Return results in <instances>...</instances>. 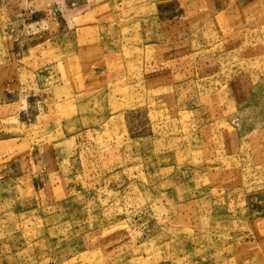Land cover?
I'll list each match as a JSON object with an SVG mask.
<instances>
[{
  "label": "rangeland",
  "instance_id": "1",
  "mask_svg": "<svg viewBox=\"0 0 264 264\" xmlns=\"http://www.w3.org/2000/svg\"><path fill=\"white\" fill-rule=\"evenodd\" d=\"M26 1L0 0V70ZM46 1L64 28L23 40L54 48L8 64L44 112L0 100V264H264V22L243 43L201 0L165 22L157 0H87L100 26L75 33Z\"/></svg>",
  "mask_w": 264,
  "mask_h": 264
},
{
  "label": "crops",
  "instance_id": "2",
  "mask_svg": "<svg viewBox=\"0 0 264 264\" xmlns=\"http://www.w3.org/2000/svg\"><path fill=\"white\" fill-rule=\"evenodd\" d=\"M70 5L69 7L72 8L71 11H69V18L76 17L78 18V16L81 18L79 20L78 23H76L73 27H69L71 28L70 31H74L75 33H77L79 31V33L82 32H87L88 29L93 30V28L95 26H100L99 21L102 15H100L99 12H95V16H89L87 18V12L88 11H84L86 8V6L88 5V1L87 0H68ZM73 1L75 2V4L73 3ZM102 1V0H101ZM204 3V6L209 10V12L215 13V17H214V21L215 23L219 26V27H225L226 29H237V26H241L243 25V27L246 29L245 33H243V43H247L249 42V39H253V41L255 42V40L257 39V32L256 29L259 28V25L264 22V0H201ZM99 2V0H93L92 3H90V5H93L94 3ZM30 5V9L26 12V14L24 15L25 18L19 20V22L21 23V29L18 30L19 35L16 37H14L13 39H11L12 44L15 45L14 49H9V44H6L7 49H5L4 51V56H5V60L9 61H15V62H10L7 63L5 62V67L1 68L0 71L3 72V70H5V72H7L8 74L5 73L3 79H2V88L3 90L0 93V100L3 102H8V103H14V102H18L19 103V112H18V117H20V121H25L26 123H35L37 120H39V117H41L42 113L41 111H43L42 107H41V103L39 101H41L40 96H35V91H31L30 93L28 92H20V90L18 91V85L16 84L17 82H15L14 79L10 80L8 78V76H11V74L14 72L15 70L13 69H9L8 66L13 65V67L11 68H16V70L21 71V70H31V68H27L26 65H21L20 67H16V64H22L24 60L25 63H34L36 60V58H38L37 60H41V56L43 58H45L54 48L53 45H42L40 47L35 48V46H37L36 39L35 41L33 39H31V42H26L25 40H23V33H22V24L24 25H29L32 28H35V32L36 30L40 27V26H46L49 25L50 27L56 26L54 27L55 29L59 28H64V25H62L60 27L58 24V22L56 21V18H53V9H52V3H48V1L46 0H35L33 1V3H30V1H26L25 5H23V8L28 7ZM201 4H192L189 7L192 8H197L199 7ZM157 7L159 9L158 13H159V17H160V22H165L169 17L173 18L174 13H172L173 11H177L181 10L183 7V5L181 3H177V2H170V4L167 2V0H157ZM187 7V6H186ZM187 10L188 7H187ZM84 11V13H82ZM73 12V13H72ZM78 12H80L78 14ZM78 14V15H77ZM192 16V15H191ZM91 17H94V19H89ZM248 19H250V21H248ZM96 21V22H95ZM71 21L69 20L67 23H70ZM250 22V25L248 28H246L245 23ZM19 24V23H18ZM68 25V24H67ZM257 27V28H256ZM239 28V27H238ZM240 29V28H239ZM253 29L251 31L250 30ZM66 30H64L61 33V36H65L66 35ZM247 32V33H246ZM255 32V33H254ZM51 33V31H50ZM56 32H54L53 34H55ZM249 34H251L250 36H248ZM33 34H30L28 36H31ZM51 36H54L52 34H49ZM80 35V34H79ZM35 37H37V35H35ZM82 37V35H81ZM96 38L98 39L97 35ZM96 38L94 40H96ZM42 38L39 37L38 40H41ZM37 40V42H38ZM53 44H55V42H53ZM83 46V44L81 43L80 47ZM78 49V51L76 52H63V54L61 55L62 58L65 57V59H69L70 57H72L73 55H76L77 57L82 58L79 55H85L87 54L84 49ZM36 50V51H35ZM7 55V57H6ZM11 58V59H9ZM54 57L51 56L49 57L48 60L45 61L44 64H42V66H39L37 68L36 73H38L40 76L41 75H45L47 73V77L49 76V70H51V68L49 69L47 66H55V69L58 68V65L56 64V62H53ZM64 59V60H65ZM85 61V59L83 60ZM81 63H83L82 61H80ZM24 63V64H25ZM10 64V65H8ZM91 65L89 62H87V66ZM98 65H100V63L98 64H94L93 67H97ZM15 66V67H14ZM35 68L33 67L32 70H34ZM53 70H55L52 67ZM60 70V69H59ZM101 69H99L100 71ZM102 71V70H101ZM17 74V73H16ZM59 76V75H57ZM42 76L39 77L38 79H36V83L33 82V86L34 87L36 84L41 86V88H43L44 82L41 81ZM17 80H20V78H18ZM82 84V83H81ZM36 85V86H37ZM75 91H79V90H75ZM24 98H23V97ZM30 104L35 105V109H32L31 106H29ZM41 110V111H40ZM44 112V111H43ZM38 118V119H37ZM29 119V120H27Z\"/></svg>",
  "mask_w": 264,
  "mask_h": 264
}]
</instances>
